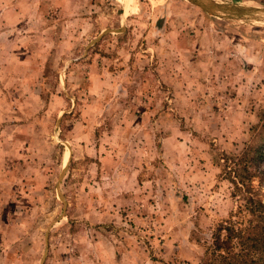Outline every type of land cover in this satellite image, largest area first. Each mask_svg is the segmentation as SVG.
Segmentation results:
<instances>
[{
    "label": "rangeland",
    "instance_id": "374dc122",
    "mask_svg": "<svg viewBox=\"0 0 264 264\" xmlns=\"http://www.w3.org/2000/svg\"><path fill=\"white\" fill-rule=\"evenodd\" d=\"M248 148L264 151V21L0 0V264H202L237 204L222 158Z\"/></svg>",
    "mask_w": 264,
    "mask_h": 264
},
{
    "label": "trees",
    "instance_id": "16d2710c",
    "mask_svg": "<svg viewBox=\"0 0 264 264\" xmlns=\"http://www.w3.org/2000/svg\"><path fill=\"white\" fill-rule=\"evenodd\" d=\"M259 157L264 158V151L248 148L222 158L231 167L227 179L237 204L212 230L202 264H264V194L254 185L257 180L264 185V169L256 164Z\"/></svg>",
    "mask_w": 264,
    "mask_h": 264
},
{
    "label": "water",
    "instance_id": "95a60500",
    "mask_svg": "<svg viewBox=\"0 0 264 264\" xmlns=\"http://www.w3.org/2000/svg\"><path fill=\"white\" fill-rule=\"evenodd\" d=\"M189 1L211 14H221L225 18H243L252 21H264V10L261 9L241 7L236 5L218 4L213 0Z\"/></svg>",
    "mask_w": 264,
    "mask_h": 264
},
{
    "label": "bare ground",
    "instance_id": "6f19581e",
    "mask_svg": "<svg viewBox=\"0 0 264 264\" xmlns=\"http://www.w3.org/2000/svg\"><path fill=\"white\" fill-rule=\"evenodd\" d=\"M66 157H65V160L67 161L68 160V158H69V154H67L66 153V155H65Z\"/></svg>",
    "mask_w": 264,
    "mask_h": 264
}]
</instances>
